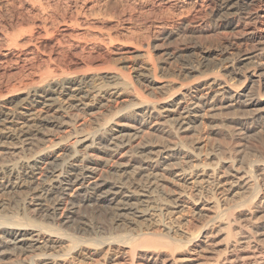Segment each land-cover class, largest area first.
I'll list each match as a JSON object with an SVG mask.
<instances>
[{
  "label": "bare ground",
  "instance_id": "1",
  "mask_svg": "<svg viewBox=\"0 0 264 264\" xmlns=\"http://www.w3.org/2000/svg\"><path fill=\"white\" fill-rule=\"evenodd\" d=\"M102 1L74 0L81 8L68 19L53 14L57 0H0V71L22 68L27 77L17 85L0 78V153L35 147L0 162V196L23 188L30 193L27 205L21 192L12 197L25 206L22 216L0 214V258L16 253L25 264H89L105 245L103 264H264V191L252 171L257 166L264 178V160L226 172L193 160L205 106L242 111L231 118L232 127L264 135V97L255 92L264 85V0H135L156 13L162 74L144 38L140 45L126 38L131 28L114 23L111 3L97 6ZM56 21L62 38L52 34ZM208 33L219 39L206 42ZM63 53L85 68L72 70ZM216 67L244 79L237 84L214 71L186 84L172 76ZM150 88L164 96L141 91ZM130 99L98 119L94 131L81 121V115ZM219 114L215 123L223 129L227 118ZM120 117L121 125L114 120ZM232 127L225 129L244 136ZM56 132L68 133L59 138ZM39 170L44 177H37ZM189 181L193 191L186 194ZM248 191L253 194L242 198ZM191 199L203 219L200 228L156 219L164 230L142 231L156 211L175 212ZM85 203L108 212L109 236L87 239L61 227ZM9 206L0 199V208ZM135 227L139 232H129ZM94 228L82 222L75 231ZM65 242L62 254L54 253Z\"/></svg>",
  "mask_w": 264,
  "mask_h": 264
},
{
  "label": "rangeland",
  "instance_id": "2",
  "mask_svg": "<svg viewBox=\"0 0 264 264\" xmlns=\"http://www.w3.org/2000/svg\"><path fill=\"white\" fill-rule=\"evenodd\" d=\"M74 0H61L55 3L59 5H57L59 8H57V13L56 8L57 6H53L55 9V11L53 10V14L55 15V17H63L66 16L68 19L73 15L75 17H77V12L80 10V6L75 5V3H73ZM107 1V4H109V11H111V13L113 14V18L112 21L114 23L119 24V26L121 27H129L131 28L132 33L129 34L128 36L126 35V38H129L130 41L135 42V44H139L140 42L143 41V38L145 40V43H148L145 48L149 51V54L155 59L156 64L158 65V73L162 74V72H159V62H158V58L160 56V49L164 46H162L163 41L159 40L158 38L154 37V26L152 24V19L155 16V12L153 11V7L151 6H141L138 4L137 1L135 0H103L101 3H99L97 6L102 5L103 7H105V3ZM109 1V3H108ZM16 3L18 1H15ZM105 4V5H104ZM111 5V7H110ZM12 9V11H11ZM13 7L10 8L9 13H13ZM22 10V9H21ZM20 10V11H21ZM27 11L26 9L23 8L22 10ZM23 12H21L23 14ZM24 12L23 15H28L29 12ZM57 13V14H56ZM62 15V16H61ZM69 16V17H68ZM57 18V19H59ZM73 18V17H71ZM114 19V20H113ZM59 21V20H58ZM57 21L56 24L53 25V30L55 29L54 27H56L57 25ZM115 24V25H117ZM109 26V25H108ZM39 29V28H38ZM37 30L38 33H43L41 29L40 32L39 30ZM56 32L54 31L52 34H54L53 36L56 38H62V35L60 34V31L56 28L55 29ZM58 30V31H57ZM206 36L208 37H203V40H207L206 42H215L219 39V35L216 33H208L206 34ZM218 38V39H217ZM202 40V41H203ZM140 45V44H139ZM173 46V44H172ZM243 47H250V44H244ZM67 52V51H66ZM69 53V52H67ZM67 53H63L64 55L62 56L63 59H65V62H67V64L69 66L72 67V70H81L85 68L84 64H76L77 58L74 57L73 55H65ZM67 60V61H66ZM181 61V60H180ZM179 63V62H178ZM244 67H247L248 64L244 63L243 64ZM176 66L173 65L171 66V68H175ZM224 67V66H223ZM223 67H216L215 69H208L203 72H197V73H193V74H184V75H177L176 74H172V76H174L179 83L184 82V83H190V82H194L197 78L201 77L204 74L207 73H212L214 71H219L220 73L224 74V77H226L227 79H230V81L235 82L237 84H241L242 80L244 79V77L242 76H238L235 74H230L229 71H227V69H223ZM25 69H18V70H1L0 71V78H2V80H7V79H11L12 81H10L12 84H18L20 80H24V78H26V70ZM200 79V78H199ZM256 80H258L256 78ZM258 84V82H257ZM179 87V86H177ZM177 87H175L174 89H176ZM257 90L259 89L260 92L258 93L257 90H255V92L257 93V95H261L262 97H264V85L261 87L256 88ZM147 97L149 98H153V99H158L164 96V94L162 93V90L160 89H156V88H150L148 90H146L145 92L143 90H141ZM133 101L132 99L124 101L123 103H119V104H111V106L113 107H104L102 109H96L93 112H90L88 115H81L82 119L81 121H86V125L85 128H87L89 131H94L97 127V124L100 123L98 121V119H101V121H103V117H110L112 115L111 112H113L114 107L116 106H121L124 107L126 105L131 104ZM262 107L264 109V102L259 106ZM216 113H221L218 116L220 117H224L227 118V120L223 123V129H219L215 123V114ZM242 111H236L235 113L229 109H226L225 107H219L218 109H211L210 106H205L204 109L202 110V116L200 118L199 123H197L198 126V139H197V143L195 145V147L193 148V151L196 155L195 158H193L194 163L197 164V166H203V165H210V166H214V167H218L219 169L223 170V171H229L232 170L233 168H238L239 170H246V165H248L253 159H257V160H264V135H260V136H255L252 135L251 133H246L243 134L244 130H240V125L235 127L238 130H236V132L238 133H242L244 136H239L238 134H234V136L232 134H230L225 127L227 125L231 126L234 125L232 123V119L233 117L236 116H241L242 115ZM230 120H229V119ZM115 121H119L118 124L121 125V123H123V121H125L124 119L120 118H115ZM252 126L258 127L259 123L255 122L253 124H251ZM118 127V126H117ZM233 128V127H232ZM233 128V129H235ZM57 136H59V138L61 136H65L67 135L68 132H56ZM74 135L70 136L69 141L73 138ZM152 136V135H151ZM185 138V139H184ZM183 140H187L186 137H183ZM68 141V143H69ZM73 141V139H72ZM189 144H191V140L188 138ZM68 143H66L68 145ZM193 144V143H192ZM33 147L30 146H26V149L23 151L22 149H14L11 150L15 151V153L13 154L12 152L9 153V155L7 156L8 153H0V162L5 161V159L10 160V158H14V157H24L27 155H30L33 150L31 151ZM30 149V150H29ZM58 154V153H56ZM7 156V157H6ZM57 159V160H56ZM53 162L58 163L59 159L58 157L56 158V155L52 157ZM177 170V169H176ZM253 174L255 175H259V187L261 191H264V178H262V175H260V172L258 167L254 165L253 169ZM41 170L38 171V175L44 177V175H42ZM100 174H103V171H99L97 173V176H99ZM107 174L104 172L103 176H106ZM190 182V181H189ZM168 186L165 188L166 191H170L171 190V185L167 184ZM192 182H190V184H188L187 187H184V190L186 191V194H188L189 192L193 191L192 189ZM23 189H20V192L22 193L23 198L25 197V204L27 205V202L30 201V193H28L27 191ZM179 189V188H177ZM24 192H22V191ZM178 191H182L181 189H179ZM16 192V193H15ZM19 190L17 191H12L10 193H8L7 195H2L0 196V199L6 201L7 203H9V207L7 209H3L0 208V214L1 215H10L12 216L15 215V213H21L20 216H22V212L24 211L22 209V207L24 208L25 206H23L22 204L17 203L14 199L15 197L13 196H18V194L20 193ZM27 192V193H25ZM14 193V194H13ZM68 193H73V198H76V192L74 189L69 190ZM25 196H24V195ZM253 194V191H248L243 193L242 198H246L250 195ZM11 195V196H10ZM14 199H13V198ZM239 195H235L234 198H238ZM9 201V202H8ZM195 202H193V200H189V203H185V207H181L179 209H177L175 212H171L168 213L169 211L167 210H163V212L160 213V211H156L155 212V216L154 217H149L148 220L143 221V227H142V231L143 232H151V231H156V230H164L165 226L163 225V223H161L160 221H158V223L155 222L156 219H163L164 222H169L171 219H173L174 221H183L185 223V226L191 230H195L200 228V224L202 223L203 219H200L195 213H196V209H195ZM82 204V203H81ZM16 207L18 208V212L16 211ZM74 210H77V213L75 214H70V220H67L68 222H66L64 225H62L61 227L64 229V231L66 230L67 232H73L76 233L77 235H81V237L83 236V238H87L90 239L95 236L98 238H101L102 236L104 237L106 234L109 236L112 232V224H110L111 219L108 215V212L105 211V209L100 208V207H95L92 204H87L85 203L83 206H76L73 208ZM15 210V211H14ZM33 213H31V211L29 213V215L32 216L34 215V211L32 210ZM59 214H61V211L58 212ZM17 214V215H18ZM7 215V216H8ZM73 215V216H72ZM210 216V214H209ZM30 217V216H29ZM42 217L38 218V220H41ZM172 220V221H173ZM46 221V220H45ZM48 221V220H47ZM162 221V222H163ZM76 222V223H75ZM82 222H86L87 224L96 227L94 229L95 232H92V230L90 231H75L76 225L77 224H81ZM73 224V225H72ZM72 225V226H71ZM70 226V227H69ZM99 226V228H98ZM111 226V227H108ZM149 226V227H148ZM199 226V227H198ZM103 227L104 231L102 228ZM149 229H148V228ZM108 228V231L107 229ZM111 228V229H110ZM74 229V230H73ZM134 229V230H133ZM103 230V231H100ZM111 230V232H110ZM131 230V231H130ZM139 228H129V232H139ZM100 231V232H99ZM166 231V230H165ZM92 232V233H91ZM110 234H109V233ZM167 232V231H166ZM168 233V232H167ZM172 234H174L173 232H171ZM106 235V236H107ZM91 236V237H90ZM41 241L36 245H41ZM67 242H65L61 247L57 249H55L54 253L56 254H62L61 252H63L64 250H62L65 246H66ZM88 244V243H87ZM65 245V246H64ZM64 246V247H63ZM107 246H103L101 245V248L99 249V253L96 255V258L94 261H90L89 264H103L104 260L103 256H104V251L105 249H107ZM41 250V248L36 250V253H38ZM52 252V251H51ZM102 252V253H101ZM74 254L76 252H73ZM72 253V254H73ZM100 254V255H99ZM23 256L20 255L18 256L16 253L15 254H8L3 256V258H0V264H22L24 263L22 260ZM137 258V257H136ZM99 259V260H98ZM39 263V262H37ZM25 264V263H24ZM83 264H88V263H83Z\"/></svg>",
  "mask_w": 264,
  "mask_h": 264
}]
</instances>
